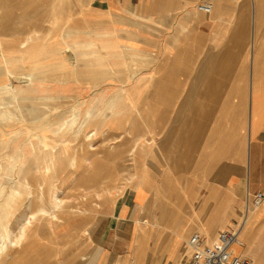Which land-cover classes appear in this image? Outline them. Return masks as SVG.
<instances>
[{
  "label": "crops",
  "instance_id": "0c3cea01",
  "mask_svg": "<svg viewBox=\"0 0 264 264\" xmlns=\"http://www.w3.org/2000/svg\"><path fill=\"white\" fill-rule=\"evenodd\" d=\"M206 1H71L73 31L78 35L69 46L94 42L107 56L106 69L97 73H107L108 81L116 78L114 71L120 68L117 78L129 81L114 93L105 90L106 96H112L105 101L107 110L115 100L120 104L110 110L106 121L109 127L133 129L137 139L130 151L134 157L137 151V167L131 169L136 170L132 176L137 180L118 198L108 218L89 221L86 237L81 219L62 229L49 223L56 232L71 227L73 233H81L73 236L74 243L82 238L87 242L69 264H115L120 258L128 264H176L188 233L200 228L210 236L220 228L231 229L235 221H241L248 193H264V74L255 79L254 73L257 48L263 49L264 58V0H252L248 45L253 46V84L246 72L210 75L209 49L215 55V49H223L217 52L224 58L226 48L247 47L248 29L240 19L246 15L238 6L241 0H219L210 14L197 8ZM42 26L41 31H51L46 24ZM7 30L38 28L11 26ZM58 41L60 48L62 41ZM115 48H121L120 58L112 57ZM70 59L76 65V56L71 55L68 65ZM59 60L42 63V75L53 76L39 95L82 97L98 91L85 87L82 79L69 85L71 75L90 73L88 63L81 62L73 74L68 68L56 69L62 63ZM32 69L28 64L25 71ZM130 75L135 76L130 79ZM122 138L123 145L129 144V139ZM159 194L170 203L154 204ZM152 206L170 210L149 217ZM145 223L151 226L143 237L141 224ZM101 230L103 234L92 246V235ZM37 233L38 228L29 233L31 238L19 248L15 264H29L34 245L38 246Z\"/></svg>",
  "mask_w": 264,
  "mask_h": 264
},
{
  "label": "rangeland",
  "instance_id": "374dc122",
  "mask_svg": "<svg viewBox=\"0 0 264 264\" xmlns=\"http://www.w3.org/2000/svg\"><path fill=\"white\" fill-rule=\"evenodd\" d=\"M71 1L72 0H0V65L4 64V56L7 54L10 55L8 51L19 49L20 51L22 50L26 52V54L21 53L24 56L17 55L25 61L22 67L17 63L9 66L10 69L14 70L8 73L9 81L13 87L25 86L27 83L25 76L31 71L26 72V66L30 64L34 67V65H37L38 63L42 64L43 60L48 61L49 58L47 60V56H45L43 52L48 48L58 47V44L60 45L58 40H61L62 42L57 53L65 56L68 60L71 58L68 46L73 44L74 36L78 35V33L73 31L74 17L72 15ZM217 1L219 0H207L204 3L214 5L213 10H215V4ZM238 6H240L242 11L246 13V15L240 17V19H242L243 28L248 29V35L246 37L247 47L226 48V56L224 58H221L222 56H218L219 54L217 52L220 50L223 51V49H215V55L214 49L210 48L209 54L212 55V59L214 56V59L211 62L208 61L206 64L207 68L209 67L210 75L228 76L236 75L237 73H239V75H245L244 69L241 67L242 60L244 61V59L247 64L246 75H250L251 48L248 43L250 38L249 25L251 23L253 1L241 0L240 5ZM63 11L65 14H63ZM230 18L232 20L234 17ZM44 24H46L51 31H41V28L43 27L42 25ZM11 26L13 28H28L30 30L38 28V31L31 30L28 32H15L7 30L10 29ZM29 35L31 36V39L28 40ZM16 36L18 37L16 38ZM24 40H28L27 45L24 48H19L20 43ZM71 40L72 43H68ZM65 42L66 44H64ZM90 43V41L87 43H77V45L81 46L78 50L96 53L94 56L89 55L83 59V63H88L90 73L74 74V71H79V67H77L71 71L74 75H71L69 85L72 86L74 81H76L74 83H79L78 80L82 79L81 84L85 87L98 90L97 92H94L96 95L93 94L82 97L41 96L39 95L40 91L46 85L44 84L40 86L39 84H36L35 86L37 89L33 92V94L29 95L28 100L20 101V107H22L24 111H22L18 106L15 107L16 105H14L16 111H14V108L7 106L4 108L6 117L4 120H1L0 118V203L4 200L5 196L10 195V191L13 189L10 186L14 185L17 179L25 177L28 179L30 184H32L31 203H29L28 210H37L44 204L43 200L45 198L42 199L41 195H48L47 185L45 186L46 189H40L39 184H43L45 182L51 185L54 184L61 190L59 193L60 197H62L65 201L64 210L58 214V216L62 218L63 222H58L56 224L57 227L62 229L69 225H73V222L81 219L83 222V237L87 236V228L90 225L89 221L91 219L101 217L102 220H104L105 218H108V215L113 208L109 202L110 197H112V200L114 199L113 201H117L118 198L126 194V190L131 188L137 180L136 175L132 176V173H136V170L132 172L131 169V166L137 167L134 159L137 155V151L135 157L134 153L130 151L135 144L134 141L137 139L134 138L133 129L123 130L120 127H112L111 125L109 127V122L106 121L108 117H104L102 115L106 109L104 102L107 98H112V96L105 95V90L109 88V92L112 91V93H114L119 91L118 88L121 87V83L124 84L123 86H127L126 83L129 81H124V83L117 78V76H120L116 75L120 74V68L115 69L114 71L115 75L113 76L116 78H111L108 81H106L107 73H97L98 71L106 69L107 56L100 53V49L95 47L94 42L93 45H90ZM102 49L105 53H110V49L105 47ZM119 49L120 48L113 49V58L121 57ZM55 53L56 52H54V54ZM11 55L14 58L16 54L11 53ZM80 61L81 59H79V62ZM70 62L75 64L71 61V59ZM91 62H95L97 64H91ZM63 64L64 63H61V65ZM76 65H78V62H76ZM114 67L117 66L115 65ZM59 69L65 68L61 66ZM52 76L53 75H48L50 79H52ZM127 76L129 75H126V77ZM133 76L135 75H130V79L133 78ZM74 77L77 80H74ZM55 80L58 82L68 81H66V79ZM137 82L138 81L135 80L133 87L137 86ZM69 85L66 87H69ZM48 99L50 100L44 101ZM6 103L9 104L8 101ZM94 107H96V110H94L92 117L82 130L80 129V132L78 128L79 122L84 121V115L86 112ZM30 108L31 110L28 111ZM72 109H79L81 111L79 117L77 118L78 123H76L73 128V134L67 133L65 136H55L53 140H50L53 141L52 146L60 148L64 145L67 146L68 149L66 150V158L63 159L61 163L58 162L59 168L55 174L40 173L39 170H37L38 168L35 167L41 164V160L47 158L46 156L48 155L46 154L47 151L42 149L39 150L38 145L41 144L38 136L52 135V132L55 130L59 121L72 114ZM111 122L112 121H110V123ZM76 131H79V133L77 132L78 135L74 134ZM89 132L95 133L90 142L86 141L84 138V135ZM76 137L78 139L74 141V138ZM122 137L126 138V140L129 139V144L127 143L126 145H123ZM91 146L93 149H90ZM34 147H36V149L33 150ZM59 156L61 155H57L56 159ZM73 164L76 168L72 167ZM89 187L91 189H89ZM2 188L6 189V191H2ZM86 188H88L87 191H85ZM29 193L30 192L28 190L24 189L21 193L22 196L16 201L14 208L26 203L27 195ZM167 200L168 199L165 197L163 198V195L161 196V194H159L157 200L153 203H170ZM243 209L242 205L240 210L243 211ZM169 210L170 208L165 209L163 207L152 206L149 210V217L153 215L161 216V214ZM80 211H82V213H80ZM145 213L146 210H144L143 215ZM235 218H238L237 215ZM48 221V217H40L34 223V225L37 224L40 227L35 239L38 241V246L34 245L33 250L35 252L31 255L29 264L72 263L74 253L77 251H84V245L87 244L85 238H82L81 241L74 243L73 236L76 234L81 235V233H73V228L71 227H68L65 231L59 230V232H56L57 230L53 227L50 228L47 226ZM10 222H14L13 217L10 218ZM143 225L141 224V232L143 234L146 233L144 235L142 234L143 237H145L150 231L151 224L145 223ZM83 227L85 228L83 229ZM225 228L218 229V231L214 232L210 237L202 229H195L187 234L184 241H188L192 233L199 232L207 236L208 240L214 242L218 233L226 230ZM0 229H2V226ZM102 234L103 232L101 230L92 235L94 240L93 243H91L92 246L93 244L95 245V242L97 239H100ZM254 235L255 238L253 240ZM25 243L26 242H24L21 247H23ZM147 243L148 241H146L145 244ZM243 245L244 252L240 253L234 245V247L232 246L233 252L236 255L247 257L252 261H256L260 256L262 258L261 264H264L263 233L253 234L252 230L250 238H248ZM186 249L187 247L185 242L182 247V256L179 260H177L176 264H191L190 252ZM253 250L255 251L254 254ZM19 252V247L9 248L7 252L9 257L6 255L0 264H8L12 262V264H15V262L18 261L17 253ZM136 254L138 256V251H136ZM13 257H15V260H13ZM147 258L148 257H146V259ZM121 261L123 264H128L127 260H121V258L115 259L114 263L119 264Z\"/></svg>",
  "mask_w": 264,
  "mask_h": 264
},
{
  "label": "bare ground",
  "instance_id": "6f19581e",
  "mask_svg": "<svg viewBox=\"0 0 264 264\" xmlns=\"http://www.w3.org/2000/svg\"><path fill=\"white\" fill-rule=\"evenodd\" d=\"M213 8H214V6L212 5V12L211 13L215 12V10H213ZM252 25H253V23H252ZM28 37H29L28 40L31 39L30 35ZM28 40L22 41L19 45V48H24L27 45ZM250 41H253V40H250ZM65 44H66V42H65ZM252 44H253V42H252ZM90 45H93V44L90 43ZM80 47L81 46L77 45V44L72 45V46H68V49H69L71 55L76 56L78 65L81 62H83V59H85L89 55L94 56L96 54L95 52L90 53V52L78 50ZM58 50H59V47H52V48H48L46 51L43 52V54H45V56H47L46 57L47 60H48V58L50 61H56V60L58 61L59 59H61L59 61H62V63H64V64L63 65L59 64V66H57L56 69L57 68L59 69V68H61V66H63L65 69L68 68V69H70V71H73L74 69L79 67L78 65H75L71 62L68 65L67 62L69 60L65 56L59 55L57 53ZM251 50H253V49H251ZM262 50H263L262 48L261 49L257 48V50H256L255 61H254L255 79H256L257 75L264 74V71H263L264 58L261 56ZM119 51L121 52V48L119 49ZM8 52L10 53V55L9 54L5 55L4 56L5 61L3 62L4 64L0 65V70H1V74H0L1 75V77H0V118H1V120H4V118L6 117L4 108H6L7 106L14 108V105H16L15 107L18 106L22 111H24V109L22 107H20V101L21 100H28L29 95L33 94V92L37 89L35 86L36 84H39L40 86H42L45 84L46 80L50 79L48 77V75H42L44 65H42L41 63H38L37 65H34L33 69L30 71V73L25 76V78L27 80V83L25 84V86L13 87L11 82L9 81L8 73L12 72L14 70L10 69L9 66L14 65V63H17L18 65L20 64V66L22 67V65H23V63H25V61L22 60V58H20L17 55H22L23 53L26 54V52H24L22 50L20 51L19 49L11 50ZM54 52H56V53L54 54ZM11 53L16 54L14 58L12 57ZM48 54H52V55H48ZM247 54H249V53H247ZM22 56H24V55H22ZM79 56H80V58H79ZM260 57H262V58H260ZM79 59H81L80 62H79ZM213 59H214V56H213ZM213 59H212V55L209 54L208 61L211 62ZM43 62H46V61L43 60ZM250 62H251V59H250ZM241 67L244 69V74H245L246 69H247V64H246L245 59H244V61L242 60ZM250 70H252L250 73L252 75V78L250 81L253 84V57H252V67ZM43 76H44V79L42 78ZM255 83H256V80H255ZM242 92H243V89H242ZM49 100L50 99L44 100V101H49ZM118 100L113 101L111 106L109 105L110 106L109 110L105 109V111L102 114L104 117L109 116L110 110L116 109V107L120 106ZM7 101L9 102V104L6 103ZM37 101H39V100H37ZM40 101H42V100H40ZM14 109H15L14 111H16V108H14ZM30 110H31V108L28 111H30ZM94 110H96V107H94V108H92L86 112V114L84 115V121L79 122V124H78L79 131H80V129L82 130V128L90 120V118L92 117V115L94 113ZM71 112H72V114L69 117L63 118V119H61V121H59V123L55 127V130L52 132V135H49V136L40 135V136H38L40 144H41V145H38L39 150L42 149L44 151H47V153L46 152L45 153L48 155V156H46L47 158H44L43 160H41V164H39L38 166L35 167V168H38L37 170H39L40 173L55 174L59 168L58 162L61 163L63 161V159L66 158V155H67L66 150L68 149L67 146L64 145L61 148L56 147V146H52L53 141H50V140H53L55 138V136H62V135L65 136L67 133L73 134V131H74L73 128L76 125V123H78L77 118L79 117L81 111L79 109L78 110L72 109ZM12 114H14V113H12ZM7 120H8V118H7ZM79 131H76L74 134L78 135ZM94 135H95V133L89 132L86 135H84L85 136L84 138L86 141L90 142L91 138ZM76 139H78V138L77 137L74 138V141ZM70 144H72V143H70ZM34 149H36V147H34L33 150ZM90 149H93V147L91 146ZM57 155H61V156L57 157V159H56ZM74 164L72 167L76 168ZM46 185L48 188L47 189L48 195L47 194L41 195L42 199L45 198L43 200L44 204H43V206L39 207L37 210H34V211L28 210L29 203H31L30 199H31V193H32L31 192L32 184H30L28 179L25 177H23V178L21 177L15 181L14 185L10 186L13 188V189L11 188L12 190L10 191L11 192L10 195L5 196L4 200H2V202L0 203V228L2 226V229H0V262L2 261V259L4 257H6L9 248H11V247H19L20 248L24 242L29 240V238H28V237H30L29 233L31 231H33V229L38 228V231H39V229H40L39 225H37V224L34 225V223L40 217H42V218L48 217L49 218V221L47 222L48 227H49L50 222H53L54 225L57 226L56 224L58 222L62 221V218L58 216L59 212L61 213L64 210V204H65V201L62 199V197H60V194H59L61 190L58 187H56V185H54V184L51 185L49 183L47 184L46 182L43 184H39V188L40 189H43V188L46 189L45 188ZM2 189H1L2 191H6V189H4V188H2ZM24 189L28 190L30 192L27 195V202L24 203L23 205H20L17 208H14V206L16 205V201L19 200V198L22 196L21 193ZM89 189H91V188L89 187ZM87 190H88V188H86L85 191H87ZM113 200H112V197H110L109 202L111 203L112 206H114V204L116 203L115 202L116 200L115 201H113ZM80 213H82V211H80ZM263 214H264V201L260 206L253 209V211L250 213L249 217L247 218L245 225H243V228L241 229V231L239 233L237 241L233 244L234 246L237 247V250L240 253L244 252L243 251L244 250L243 243L248 238H250V233L252 230H253V234L254 233H256V234H262L263 233L264 234V221H260V218ZM12 217H13V221H14L13 223H11L12 221L10 222V218H12ZM143 227H144V225H143ZM84 228L85 227H83V229ZM226 230H229V229H226ZM92 234H93V232H92ZM30 235H32V234H30ZM254 238H255V235L253 236V240H254ZM186 247H187V241H186ZM253 247H254V243H253ZM187 249H188V247H187ZM254 253H255V251L253 250V254ZM81 256H82V259H86L85 255H81ZM7 257H9V255H7ZM13 258H14L13 260H15V257H13ZM8 260H10V259H8ZM261 261H262V258L259 256L256 261H254V260L252 261V264H261ZM12 263H8V264H12ZM110 264H111V262H110ZM119 264H123L122 261Z\"/></svg>",
  "mask_w": 264,
  "mask_h": 264
},
{
  "label": "built area",
  "instance_id": "2783aa9c",
  "mask_svg": "<svg viewBox=\"0 0 264 264\" xmlns=\"http://www.w3.org/2000/svg\"><path fill=\"white\" fill-rule=\"evenodd\" d=\"M197 8L205 14L212 12V4L209 3H201ZM263 201L264 193H248L241 221H235L231 229L221 231L214 242H209L207 237L199 232L193 233L187 241L191 264H252L249 258L234 254L232 246L237 241L247 215Z\"/></svg>",
  "mask_w": 264,
  "mask_h": 264
}]
</instances>
